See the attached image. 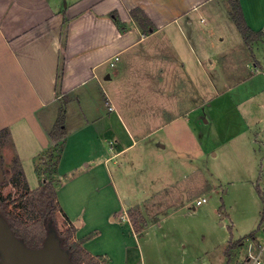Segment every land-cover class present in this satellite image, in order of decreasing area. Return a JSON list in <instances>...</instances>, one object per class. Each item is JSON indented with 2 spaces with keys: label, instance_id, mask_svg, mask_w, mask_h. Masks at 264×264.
Instances as JSON below:
<instances>
[{
  "label": "crops",
  "instance_id": "obj_1",
  "mask_svg": "<svg viewBox=\"0 0 264 264\" xmlns=\"http://www.w3.org/2000/svg\"><path fill=\"white\" fill-rule=\"evenodd\" d=\"M240 3L249 26L262 32L251 44L229 0H0V131H10L2 138L3 166L19 158L31 190L52 181L75 238L106 264H188L186 243L165 242V222L188 205L158 210L152 203L177 184L182 195L190 179L182 163L168 173L161 167L168 140L157 133L176 120L200 125L213 103L218 111L230 106L242 127L221 146L246 159L264 187V0ZM61 108L67 137L49 174L40 168L56 147L49 132ZM150 149L161 156L152 166L162 174L128 179L144 168L131 163L135 154ZM202 198L197 205L208 202ZM130 210L146 220L140 234ZM156 228L165 241H150ZM256 237L241 245L247 256L257 250ZM222 242L203 264H225L228 236ZM220 249L221 256L212 254Z\"/></svg>",
  "mask_w": 264,
  "mask_h": 264
},
{
  "label": "rangeland",
  "instance_id": "obj_2",
  "mask_svg": "<svg viewBox=\"0 0 264 264\" xmlns=\"http://www.w3.org/2000/svg\"><path fill=\"white\" fill-rule=\"evenodd\" d=\"M232 76L236 77L235 75ZM94 92L93 96L96 97V90ZM230 109V106H226L224 111H218V106L215 102L208 113L204 114L203 122L200 125L196 124V122L187 124L185 121L182 122L183 119L176 120L164 131L157 133L161 138L165 134L168 140L166 151L162 153L166 160L162 162L161 167L168 173V169L172 165L182 163L181 171L183 173L189 172L188 178L192 179L195 177L197 180L188 179L186 186L184 185L185 192L181 193L182 195H176L178 192H183V190H179L181 187L177 184L175 187H170L173 190L169 191L170 194L168 196L152 201L158 210H165L166 207L175 208L184 203L188 207L181 209L165 222L166 233L170 231V236L166 241V234L161 236V231L157 228L150 234L149 239L150 241L175 242L176 245H180L181 249V246L186 243V250L182 249V252H184L183 256L188 264H203L204 258H208L205 257V255L208 256L206 251H211L214 245H222L221 249H223L224 243L222 240L225 236H228V243L230 240L244 238L241 244L243 245L246 241L250 242L253 240L252 237L246 236L256 230L255 235L258 237V241L259 239L261 241L264 240V231L261 232L264 229V221L262 222V228L257 230L261 220L260 214L264 207L263 197L260 195L259 190L264 192V187L261 181L258 182V176L252 177L254 174H252V168L246 159L221 146V141L226 134L237 132L242 127L239 116ZM214 111L220 113L212 116ZM195 136L197 140L200 137V141L208 152L206 155L200 151V145H196ZM158 140L154 137L150 139V141ZM240 151L242 155L246 154L247 156L246 148ZM155 153L156 151L151 149L136 153V159L131 160V163L135 167L142 165L144 168L137 176L129 177L128 179H138L142 176V173L145 174V178L153 177L156 179L159 177L162 171L158 172L157 170L160 167L156 169L152 166V163L160 159L161 156H156L154 155ZM45 156L48 160V156ZM47 160L45 159L41 163V170L48 168V163L43 164ZM3 167L4 169L8 168L7 166ZM49 169L53 173L54 170ZM200 169L203 171L201 177L197 174ZM254 173L258 175L256 171ZM49 174L48 176H50ZM12 176L11 173L6 174V178L4 177V182L5 180L6 182L0 188V191L3 196L14 200L31 189L29 186H25V181L21 176L17 179L12 178ZM202 192L208 202L197 205L196 199L198 197L201 198ZM184 196L185 201L179 199V197L183 198ZM174 197H177V200H174ZM193 206L197 207L196 210L192 209ZM11 207L13 212L22 214L23 200L14 201ZM136 211L142 213L140 210ZM56 215L59 224L58 228L66 230L68 225L64 214L62 211L57 210ZM257 232L260 233L258 234ZM241 245L239 246L240 248L237 247L233 251L231 264L244 263L247 255L244 252L246 249H242ZM181 249L175 247V250L180 253ZM221 249L213 251L212 254L221 256L223 253ZM155 255L152 254L154 260L157 261L158 259L155 258ZM211 256L213 257V255ZM226 258L227 256L224 254L225 261Z\"/></svg>",
  "mask_w": 264,
  "mask_h": 264
},
{
  "label": "trees",
  "instance_id": "obj_3",
  "mask_svg": "<svg viewBox=\"0 0 264 264\" xmlns=\"http://www.w3.org/2000/svg\"><path fill=\"white\" fill-rule=\"evenodd\" d=\"M229 9L231 16L233 17L239 31L242 33L245 42L250 44L252 41L261 37L262 32L253 30L247 23L243 8L240 0H229ZM136 11V10H134ZM111 16L115 18L117 24L121 30H125L121 20L118 18L117 12H112ZM9 129H3L0 131V168L6 178V174H12V178L17 179L19 176L25 181V186H28L25 172L21 165L19 158H15L13 167L4 169L3 158L1 155V143L4 136L9 135ZM51 140L55 143V149L50 152L47 167L44 171L50 172L49 168L55 172L60 161L62 151L66 142L67 131L65 127L64 109L61 108L57 123L53 129L49 132ZM59 149V150H58ZM51 173V172H50ZM4 178V179H5ZM6 182V180H5ZM4 180L0 182V188L4 185ZM260 194L261 191L259 190ZM17 200H23V213L17 214L12 210V203ZM264 201V197H263ZM57 210L62 211L65 220L67 222L66 230L58 228ZM0 211L9 220L11 227L18 238L24 240V242L30 247H41L44 244L48 233L49 224H53L57 227V232L62 238V246L69 251L71 259L75 264H106L107 260H101V258L90 254L83 246V240H77L75 238L76 225L71 223L69 218L65 215L62 208L58 205L57 193L54 183L47 181L42 183L37 189L29 190L24 194H21L18 198L12 200L9 197H5L0 191ZM129 216L131 218L133 227L139 234L144 230L146 220L143 215L136 211L130 210ZM264 221V210L262 213V222ZM260 227V226H259ZM246 237H255V231L251 232ZM245 237V238H246ZM244 238L239 240H230L228 246L225 249L226 264H231L233 261V251L242 244Z\"/></svg>",
  "mask_w": 264,
  "mask_h": 264
},
{
  "label": "water",
  "instance_id": "obj_4",
  "mask_svg": "<svg viewBox=\"0 0 264 264\" xmlns=\"http://www.w3.org/2000/svg\"><path fill=\"white\" fill-rule=\"evenodd\" d=\"M4 174L0 168V182ZM0 264H75L69 251L62 246L56 227L49 224L41 247H30L18 238L6 216L0 211Z\"/></svg>",
  "mask_w": 264,
  "mask_h": 264
},
{
  "label": "built area",
  "instance_id": "obj_5",
  "mask_svg": "<svg viewBox=\"0 0 264 264\" xmlns=\"http://www.w3.org/2000/svg\"><path fill=\"white\" fill-rule=\"evenodd\" d=\"M119 56H116L118 58ZM114 64V62H112ZM206 201V198L200 199L198 202ZM243 264H264V240L259 241L257 250L254 253H250L245 259Z\"/></svg>",
  "mask_w": 264,
  "mask_h": 264
}]
</instances>
